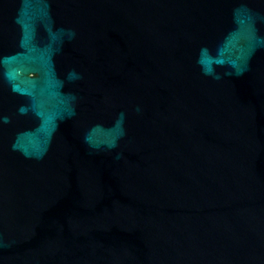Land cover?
<instances>
[{
	"label": "water",
	"instance_id": "water-1",
	"mask_svg": "<svg viewBox=\"0 0 264 264\" xmlns=\"http://www.w3.org/2000/svg\"><path fill=\"white\" fill-rule=\"evenodd\" d=\"M0 264H264V0H0Z\"/></svg>",
	"mask_w": 264,
	"mask_h": 264
}]
</instances>
